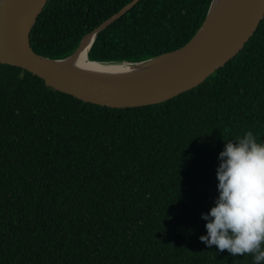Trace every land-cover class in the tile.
I'll use <instances>...</instances> for the list:
<instances>
[{"label":"trees","instance_id":"obj_1","mask_svg":"<svg viewBox=\"0 0 264 264\" xmlns=\"http://www.w3.org/2000/svg\"><path fill=\"white\" fill-rule=\"evenodd\" d=\"M133 0H50L30 34L63 59ZM213 0H141L89 60L139 63L182 48ZM264 140V19L244 49L167 102L109 108L0 64V264H252L207 248L224 140Z\"/></svg>","mask_w":264,"mask_h":264},{"label":"water","instance_id":"obj_2","mask_svg":"<svg viewBox=\"0 0 264 264\" xmlns=\"http://www.w3.org/2000/svg\"><path fill=\"white\" fill-rule=\"evenodd\" d=\"M49 1L0 0V64L23 69L84 102L117 109L161 104L195 89L244 49L264 19V0H213L203 25L185 46L122 64L130 65L129 71L109 73L77 67L75 59L86 48L89 59L98 36L141 0L88 33L63 59L38 55L31 46V31Z\"/></svg>","mask_w":264,"mask_h":264},{"label":"clouds","instance_id":"obj_3","mask_svg":"<svg viewBox=\"0 0 264 264\" xmlns=\"http://www.w3.org/2000/svg\"><path fill=\"white\" fill-rule=\"evenodd\" d=\"M217 159L218 196L201 214L206 235L199 240L233 258L250 255L252 264H264V140L252 131L224 140Z\"/></svg>","mask_w":264,"mask_h":264},{"label":"bare ground","instance_id":"obj_4","mask_svg":"<svg viewBox=\"0 0 264 264\" xmlns=\"http://www.w3.org/2000/svg\"><path fill=\"white\" fill-rule=\"evenodd\" d=\"M87 51L88 48H86L76 59H75V65L77 67L83 68V69H90L95 71H104L112 73L115 72H125L129 71L130 65H102V64H96L90 62V60L87 58ZM123 70V71H122Z\"/></svg>","mask_w":264,"mask_h":264}]
</instances>
